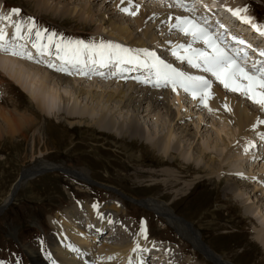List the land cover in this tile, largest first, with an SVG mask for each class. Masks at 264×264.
I'll return each instance as SVG.
<instances>
[{
    "label": "rangeland",
    "instance_id": "374dc122",
    "mask_svg": "<svg viewBox=\"0 0 264 264\" xmlns=\"http://www.w3.org/2000/svg\"><path fill=\"white\" fill-rule=\"evenodd\" d=\"M112 1L49 0L48 3L57 8L66 6L72 11L71 15L74 11L75 13L82 11L90 5L98 16L103 14L114 24L128 28L135 39L144 43L143 46L147 51L153 50L163 55L162 52L165 53L166 49L152 46L149 40L139 30H136L133 18L112 9ZM126 1L133 4V7L145 8L147 11L158 9L180 18H184L186 14L178 7L171 6L172 0L169 2L170 5L165 0ZM1 2L4 4L3 12L8 11L10 14L11 9L18 8L21 12L17 19L33 17L39 28L44 26L50 32L54 31L63 36L66 41L83 39L90 40L88 41L90 44H98L101 42L100 39H103V42L109 40L106 31L101 37H94L99 26L97 15L93 23L83 27L81 23L78 24L77 20L68 18V16L57 19L51 13H37L35 6L26 0H0ZM217 2L233 11L247 7V13H242V16H247L252 23L264 28V0H233L230 3L228 0H217ZM4 24L7 25L6 22ZM146 27L152 30L154 38L159 42L174 38L182 44L188 42L183 35H180V32L173 31L166 37L163 26L153 29L152 24L148 23ZM118 43L127 47L122 40ZM197 46H200L199 43ZM52 62L54 63L55 60ZM73 70L76 73V70ZM192 70L188 68L185 72L197 73ZM106 74L113 75L108 71ZM84 76L88 75L85 73ZM84 76L83 79L94 80V78L87 79ZM5 79L0 74V207L9 196L11 187L19 174L32 169L41 162L62 166L74 171V174L68 176L63 172L40 170L42 172L40 175L20 183L9 204L2 206L1 209L5 210L0 214V264H35L34 260L46 264L48 238L55 234L51 222L60 221L65 212L83 202L101 207V212L107 211L103 205L116 202L122 211L114 214L113 224L120 226L125 221V224H129L127 234L132 233V227L137 231L144 228L147 222V237L151 243L149 253L157 252V256L164 257L167 255L166 247L163 248L164 245L169 246L170 251L180 250V264H211L178 233L164 214L158 213L154 208L144 206V201L151 198L166 202L171 209L169 214L173 219L179 222L184 220L192 224L200 234L201 242L222 261L230 264H264V252L253 239L255 235L253 219L244 212L246 205L256 203L253 193L245 194L246 191L249 193L252 188H255L259 192L255 193L257 196L264 194V158H260L261 161L254 159L261 152L260 147H254L257 142L254 144L252 133L243 140H239L237 143L239 150L235 151L237 153L228 154V149L236 143L238 129L218 120L205 109L194 108L187 97L174 96L167 92L171 97L169 99L171 107L175 113L178 111L177 118H185L184 123L189 124L193 129L191 133L195 130L198 132L196 138L198 141L190 146V143L182 139L175 130L173 133L175 137L172 140L179 142L184 159L177 155H171L170 158L163 157L156 150H152L146 141L101 132L90 124V120L83 119L82 123H77L72 118H64L60 114L54 118H47L18 90L17 86L18 89ZM90 85L92 88L98 87L94 88L98 92L104 90L113 92L120 89L118 84L88 83L81 80L78 87H89ZM220 87L223 89L221 85ZM98 92L96 97L100 95ZM229 93H226L227 97L236 100L252 114L264 119L257 105L258 108H255V104H251L245 98L241 100L237 94ZM81 98V106L85 108L86 102ZM87 106L91 104L88 102ZM94 106L93 112L98 116L103 114L117 119L119 123L127 122L130 115L136 114L140 124L145 129L147 127L146 130L150 134H157L160 138L168 131L169 123L166 119L164 120L163 112H155L154 116L148 115L147 103L142 104L140 108L134 105L128 109H119L114 103L108 104L104 101ZM96 117L94 115V118ZM4 118H12L13 121L21 124L20 131L14 134L7 133ZM221 129L227 133L221 135L227 140L228 147H221L219 150L209 149L207 154L218 163L220 162L224 171L222 170V173L213 172L215 174L213 175L200 167L203 162L192 148L196 144L200 146L201 143L211 142V138H215L214 134L217 132L215 130ZM92 141L105 143V145L92 148L89 145ZM251 143L254 144L253 147ZM217 144L220 145V142ZM165 163H172L173 166L164 165ZM166 170L182 178L181 185L176 188V192L175 189L168 190V192L165 188ZM139 174L142 177H138ZM229 174L239 175L242 179H246L247 184L250 185L248 190L244 192L242 189L238 194L225 190V181ZM253 177L258 180H253ZM89 181L99 187L89 185L91 183ZM261 182H263L262 185ZM248 197L250 200L244 203L243 201ZM255 214L256 218L260 217L264 222V207H260ZM108 231L109 229L105 230V232ZM104 233L101 237H105ZM101 241L107 242L108 239L103 238Z\"/></svg>",
    "mask_w": 264,
    "mask_h": 264
},
{
    "label": "bare ground",
    "instance_id": "6f19581e",
    "mask_svg": "<svg viewBox=\"0 0 264 264\" xmlns=\"http://www.w3.org/2000/svg\"><path fill=\"white\" fill-rule=\"evenodd\" d=\"M27 2L32 3L33 6L36 8V12H44V14L51 13L57 19L65 18H72L77 20L78 24L81 23L83 27L89 26L93 23L95 16L97 15L94 10H92L91 6L85 7L82 11H78L71 15L72 11L68 10L66 6L61 8H57L49 4V0H26ZM99 0H93V2ZM103 1V0H102ZM147 1V0H143ZM233 0H228V3L232 2ZM172 5L177 6L173 0L171 1ZM185 3H188L192 7H200V4L203 5L204 13L211 12V9L217 5V0H205L204 3H201L202 0H193V2H189L188 0H184ZM105 3V1H104ZM1 6L3 3H0V15L9 16L8 12H3ZM224 6V5H223ZM112 9L116 12H120L121 8H128L129 10L136 12V15H126L133 18V21L136 25V30H139L142 35L149 40L150 44L158 49H167L170 48L169 51L173 52L176 49L177 45H180L179 41L175 38L173 40H165L163 42H159L157 39L154 38L152 34V30L147 29L146 24L151 23L153 29H156L160 26H163L165 29L166 37L171 34L173 31H177L174 27H172L176 23V19L178 17L171 16L167 12H162L158 9L147 11L145 8L141 7H133V4L127 2L126 0H113L112 1ZM156 14H154L155 12ZM196 12V10H195ZM195 12L186 11L184 14L187 18H194L198 14ZM71 13V14H70ZM51 15V16H52ZM201 15V14H199ZM224 19L227 22H231V16L224 13ZM99 21V26L97 27L94 37L99 38L102 34L106 31V35L108 37V42L118 43L120 40L125 42L127 48H131L134 51L139 50H146L143 46L144 43L135 39L132 35V32L125 27H121L117 24H114L110 21L109 18L102 15L96 16ZM183 17V16H182ZM184 17V18H185ZM180 18V17H179ZM16 16H12L10 20H5L4 22L0 23V27H3L5 31L8 33L9 39H11L12 33L14 32V28L12 25L17 21ZM7 23L5 25L4 23ZM3 24L5 26H3ZM95 25V24H94ZM252 26V25H251ZM43 27L42 29H44ZM160 29V28H159ZM54 32V31H53ZM178 32V31H177ZM168 33V34H167ZM259 37L262 38L264 41V36L260 35L259 32H256ZM180 35H183L180 33ZM184 36V35H183ZM63 37V36H62ZM163 37V36H162ZM165 38V37H163ZM162 38V39H163ZM191 42L190 37L184 36ZM83 40V39H81ZM85 43L90 44L88 41L83 40ZM103 41V39H100ZM35 42V37L33 36L31 40L25 36L24 41H19L18 43H22L29 47V50L33 53V56L36 60L42 61V63H36L33 61H29L27 59H21L15 56H11L5 52H0V74L2 77L6 78L8 81L13 83L15 86L19 88V90L32 102V104L36 107V109L45 117L54 118L57 114H60L64 118H69L75 120L77 123H82L81 120L87 119L90 120V124L93 127L98 128L101 132H105L108 134H117L119 137H126L128 136L130 139H142L146 141L150 148L156 150V152L160 153L163 157L170 158L171 155L183 156L181 152L180 144L178 141L172 140L174 131H178L181 135L182 139H185L186 142H189L190 146H192L197 138L198 132L195 130L194 133L190 131L193 130L190 128L189 124L184 123V117L177 118V113L174 112L173 108L170 105V96L168 93L161 88H156L152 86V81L150 80L148 83H140L137 81V78L142 80L140 77L136 75H132V77H126L124 74L128 75L127 72L140 70L146 74L148 69L144 68H136L131 65H123L120 68H117L114 64H109L105 67H99L97 65H92L88 69L86 68L84 71L86 75H77L74 71L73 75L69 76L65 73L56 72L52 68L47 67L48 63H53L52 60H55L53 64L60 66V61L56 59V52L55 48L51 49V55L39 56L36 53V49L32 48V43ZM46 43V41H42ZM187 42V44H188ZM184 44V45H187ZM198 43L194 44L193 47L195 48H203L204 45L199 43L200 46H197ZM31 47V49H30ZM155 50V49H154ZM153 50L149 51L152 52ZM161 52V51H160ZM156 54V53H155ZM178 54H184L183 51H179ZM157 55H162L158 53ZM156 55V56H157ZM173 55V54H172ZM173 57V56H172ZM166 58V57H165ZM43 59V60H42ZM48 60L49 62L47 63ZM257 61V56L253 55L250 56L248 62ZM186 62V61H185ZM112 70H115L113 72ZM112 73V76H108L106 73ZM104 73L103 77L101 74ZM88 73V74H87ZM131 73V72H130ZM143 74V75H144ZM90 75V76H89ZM208 77L212 78L210 74H206ZM83 76L87 79L94 78V80H86L83 79ZM130 76V75H128ZM208 79L207 77H205ZM80 80L85 81L88 83H110V84H118V88L116 91L113 92H106L104 91H97L92 88V85L89 87H78L80 85ZM117 82V83H116ZM216 82V81H215ZM218 83V82H216ZM65 86V87H63ZM68 86H70L68 88ZM149 86H152L157 91L161 90L160 92H155L153 90H149ZM222 86V85H221ZM223 87V86H222ZM224 89V88H223ZM100 90V89H99ZM182 90V89H180ZM93 91V92H91ZM227 91V90H225ZM99 93V97H96ZM183 92V90H182ZM212 92L213 98L208 101L209 107L213 111H209L207 108H203L199 106L198 100H193L190 95V102L194 108H198V110L205 109L214 115L218 120L223 121L231 127L238 129V138L236 143L233 145L231 149H228L227 153H237L235 151L239 150L237 143L239 140H243L244 137L250 135V133L254 135H264V124H261L260 121H264L261 116H257L252 114L249 109L242 106L241 103L237 102L236 100L227 97V95L220 89L219 87L212 84ZM230 92V91H229ZM228 92V93H229ZM232 93V92H231ZM238 96H241L239 93H236ZM82 97V98H81ZM81 100L84 99L86 102L85 108L81 106ZM87 100V101H86ZM104 101L105 103L111 104L114 103L117 108L119 109H128L132 108V106L136 105L138 108L142 107V104L147 103L149 110L148 115H153L155 112L162 111L164 114V120L169 123L168 131L165 135L160 138L157 134H150L146 129L140 124L137 119L136 114H132L129 116L127 122L119 123L117 119L112 117H107L105 115H99L93 112L94 104H98ZM91 104V106H87ZM188 102V101H187ZM224 105H228L231 109V112L225 111ZM258 106V105H257ZM259 107V106H258ZM259 110L264 111L259 107ZM94 115L97 116L94 118ZM157 115V114H156ZM155 115V116H156ZM186 115V114H185ZM154 116V115H153ZM182 116V115H181ZM31 119V118H30ZM161 119V118H160ZM162 120V119H161ZM7 127V133L14 134L20 131L19 123L13 121L12 118H4ZM29 121V120H28ZM201 122V121H200ZM31 123V122H29ZM167 123V124H168ZM199 124V122H198ZM197 126L199 127V125ZM198 127L196 129H198ZM220 129V128H219ZM217 131V132H216ZM215 138H211V142L209 141L206 143H201L200 146L196 144L194 148H192L193 152L196 153L203 165L200 166L204 168L208 173H222L224 169L222 164L217 162L215 159L210 157L207 151L210 150H219L222 148H227L228 144L222 137L223 130H215ZM225 135L227 133H224ZM223 134V135H224ZM261 138V137H260ZM229 141V140H228ZM122 142V141H120ZM220 142V145L217 143ZM229 143V142H228ZM92 148L97 146H104L105 143H100L96 141H92L89 144ZM230 145V144H229ZM256 148V146H254ZM117 153V152H116ZM182 153V154H181ZM226 153V154H227ZM227 154V155H228ZM262 154V155H261ZM225 155V156H227ZM239 155V154H238ZM261 158L264 157V151L260 154ZM183 158V157H182ZM228 158V157H227ZM259 156L254 157L256 161ZM184 159V158H183ZM260 159L259 161H261ZM107 161L108 159H103ZM224 160V159H223ZM172 161V160H170ZM163 164V163H162ZM169 163H165L167 165ZM169 165H172L170 163ZM251 166V165H250ZM59 169L60 172L67 174L68 176H73V172L69 171L67 168H63L62 166H57L52 163L48 162H41L37 166L33 167L32 169L23 172V175L29 174L27 177L34 178L40 172V170H50L51 169ZM201 171V170H200ZM224 171V170H223ZM199 172V171H197ZM203 172V171H202ZM253 172V171H252ZM165 188L166 190H174L176 192V188L180 187L181 183L180 180L182 179L180 176H176L172 171L166 170L165 172ZM213 173V175H215ZM218 173V174H219ZM80 176H82L81 172H79ZM77 175V174H75ZM211 175V174H210ZM247 175V174H246ZM245 175V176H246ZM252 175V174H251ZM138 177H142L141 174L137 175ZM77 177H79L77 175ZM253 180H258L255 177L252 178ZM250 179V180H252ZM225 181V180H224ZM240 181V182H239ZM241 181L243 183H241ZM254 182V181H253ZM20 183V181H19ZM246 183V184H245ZM255 183V182H254ZM98 184V183H97ZM261 185L263 182L260 183ZM17 185V184H16ZM15 186V185H14ZM256 186V185H255ZM250 187L247 184L246 179H242L239 175L229 174L227 180L225 181V190L235 194L242 191L248 190ZM15 188V187H14ZM12 188L9 196L5 199L2 206L8 204L10 198L13 197L15 194L14 191L16 189ZM264 189V188H263ZM169 192V191H168ZM253 193V197L256 199L255 205L245 206V215L251 217L254 222V241L256 244L262 249L264 252V222L261 218H256L255 211H258L259 208H263L264 204V194H259L257 196L255 193L257 190L252 188L249 193ZM169 195V194H168ZM240 195V194H239ZM247 196V195H246ZM250 198L248 197L244 203L249 201ZM144 206L154 208L157 210L158 213L164 214L169 223L178 231V233L184 237L186 241H188L194 249H196L199 253H201L206 260L211 261L215 264H230L224 262L215 255L212 251L208 249V247L201 242V236L193 228V225L185 222H179L173 219L169 211L171 209L168 207L169 205L163 201H157L153 198L144 201ZM140 203V205H143ZM0 207V210L3 207ZM123 206V205H122ZM6 207V206H5ZM254 207V208H253ZM103 208L107 211H102L101 207L88 205L87 203H78L77 205L73 206L69 211L65 212L60 219V221H52L51 225L55 229V234L51 235L48 238V248L46 254V264H148L146 261V255H148V251L151 247L150 241L144 239L141 236V229L138 231L133 228L132 226V233H126L127 229L129 228V224H125V221L120 224V226L114 225L113 223L115 220L113 219L115 216L114 214H118L122 211L119 205L116 202H109L103 205ZM123 209L125 207L123 206ZM156 211V212H157ZM171 213V212H170ZM258 213V212H257ZM119 221V219H118ZM147 222H145L144 229L147 232ZM106 229H109L108 232H105ZM92 232V233H91ZM105 232V233H104ZM105 237H101L102 234ZM107 238V242L101 241V239ZM204 246H203V245ZM139 245L142 251L133 252V248ZM166 247V248H165ZM167 250V255L164 257L157 256V252L151 251L153 258L155 261H152V264H180L179 253L176 251H170L169 246H164ZM111 258V259H110ZM35 264H44V262L40 263L37 260H34Z\"/></svg>",
    "mask_w": 264,
    "mask_h": 264
},
{
    "label": "snow or ice",
    "instance_id": "6c2138e0",
    "mask_svg": "<svg viewBox=\"0 0 264 264\" xmlns=\"http://www.w3.org/2000/svg\"><path fill=\"white\" fill-rule=\"evenodd\" d=\"M173 2L184 11L195 12V8L185 3L184 0H173ZM120 11L130 16L137 14L128 8H121ZM228 11L233 16L241 19V22L252 24L250 18L242 16V13H247V7L238 8L235 11L228 9ZM20 12V9L13 8L10 10L9 16L0 15V23L10 20L12 16L20 17ZM252 26L260 35L264 36V31H261L257 25ZM12 27L14 32L11 39H9L5 29L0 27V52L42 63V61L35 59L32 52L26 50L25 44L18 43L24 41L25 36L29 40L34 36L35 42L32 43V48L36 49L37 55H51V49L55 48L56 59L60 61V66L50 62L47 67L56 72L71 76L74 74L72 69H75L76 74L85 75L84 69L92 65L105 67L109 64H114L117 68L122 65L144 68L148 69L151 75L144 80L137 78L138 82L148 83L151 80L153 81V87H171L173 92L182 89L193 100H198L199 106L207 108L210 112L213 111L208 104V101L213 98V82L204 76H193L178 71L161 60L154 52L147 50L134 51L131 48L112 42L101 41L98 44H87L83 40L66 41L64 37L56 32H50L47 28H39L33 17L18 19ZM172 27L184 36L191 38L190 43L177 45L176 49L173 50L172 54L177 60L186 61L191 68L210 74L225 90L239 93L253 104L264 109V60H257L249 67L247 63L249 59L248 52L243 48L232 49L225 45L221 35L213 31L212 24L207 16L178 17ZM232 39L237 44L251 47V45H246L243 40L235 37ZM42 41H46V43ZM196 43H202L204 47H193ZM181 50L184 53L183 55L178 54ZM253 51L257 50L253 49ZM257 54L264 57V51H259ZM224 108L225 111L231 112L228 105H224ZM260 123L264 124V121H260ZM141 236L147 239L146 229H141ZM139 251H142L139 245L133 248V252Z\"/></svg>",
    "mask_w": 264,
    "mask_h": 264
},
{
    "label": "water",
    "instance_id": "95a60500",
    "mask_svg": "<svg viewBox=\"0 0 264 264\" xmlns=\"http://www.w3.org/2000/svg\"><path fill=\"white\" fill-rule=\"evenodd\" d=\"M19 179H20V177H19ZM211 262V261H210Z\"/></svg>",
    "mask_w": 264,
    "mask_h": 264
},
{
    "label": "flooded vegetation",
    "instance_id": "af4514ba",
    "mask_svg": "<svg viewBox=\"0 0 264 264\" xmlns=\"http://www.w3.org/2000/svg\"><path fill=\"white\" fill-rule=\"evenodd\" d=\"M11 192V191H10ZM5 201V200H4Z\"/></svg>",
    "mask_w": 264,
    "mask_h": 264
}]
</instances>
